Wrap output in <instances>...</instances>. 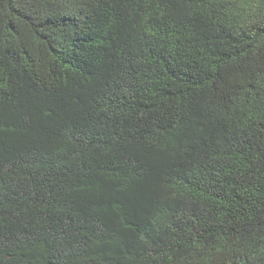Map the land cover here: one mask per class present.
<instances>
[{
  "label": "trees",
  "instance_id": "trees-1",
  "mask_svg": "<svg viewBox=\"0 0 264 264\" xmlns=\"http://www.w3.org/2000/svg\"><path fill=\"white\" fill-rule=\"evenodd\" d=\"M0 264H264V0H0Z\"/></svg>",
  "mask_w": 264,
  "mask_h": 264
}]
</instances>
